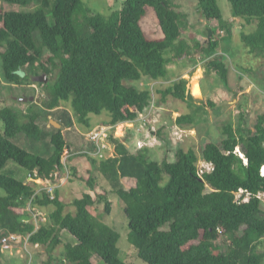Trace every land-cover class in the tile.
<instances>
[{"label": "trees", "instance_id": "trees-1", "mask_svg": "<svg viewBox=\"0 0 264 264\" xmlns=\"http://www.w3.org/2000/svg\"><path fill=\"white\" fill-rule=\"evenodd\" d=\"M229 1L235 17L243 18L247 25L257 24L254 31H242L241 39L251 54L264 57V0ZM33 4V10L7 8ZM197 4L198 13L203 12L208 23L222 20L217 0H197ZM149 6L155 10L162 37H149L142 27ZM84 10L88 9L83 0H0V82L38 84L46 95L43 105L31 108L23 122L21 113L13 108L0 109L5 122V130L0 132V229L5 234H30L33 244H42L50 252L63 243L62 231L73 235L75 242L66 243L60 257L50 254L47 264H95L94 255L106 264H130L120 257L121 234L93 213V207L103 201L105 212L112 211L108 191H98L97 176L86 178L97 193L85 192L76 198L74 213L66 212L59 190L51 198L46 189L35 195L37 189L42 181H60L66 171L65 158L72 155L67 132L75 121L89 131L94 127L92 114L106 111V123L116 125L147 112L155 100L152 88L127 85L126 80L149 77L160 81L168 76L170 64L192 56L195 50L210 58L212 72L230 89L231 68L220 51L221 39L214 27H207L212 34L207 29L203 41L183 36L189 14L176 0H123L122 8L108 15L88 11L77 23L75 16ZM38 67L51 76L50 81H33L31 74L38 75ZM195 81L194 77L192 89ZM188 84V79L181 78L159 88L162 102L172 97L193 106L198 100ZM62 103H70L75 118L64 111L58 120L61 128L54 133L43 130L39 117ZM208 103L217 105L211 100ZM176 124L194 129V116L181 114ZM21 132L36 141L50 137L53 153L41 156L13 142L11 138ZM222 134L220 142L204 145L202 157L214 169L202 176L200 156L193 147L178 149L175 161L159 162L149 157V147L134 151L122 138L112 137L115 157L99 159L85 153L110 180L129 220V240L146 263L264 264L260 250L264 205L258 197L264 192V113L249 127L243 111L238 125L228 122ZM239 147L247 163L237 151ZM9 160L28 170L26 181L3 173ZM240 189L251 193L248 202L235 201ZM32 198L35 207H52L50 221L40 222L39 228L33 221L26 222L28 216L23 213ZM220 239L226 247L218 243ZM2 249L0 238V264Z\"/></svg>", "mask_w": 264, "mask_h": 264}, {"label": "rangeland", "instance_id": "rangeland-1", "mask_svg": "<svg viewBox=\"0 0 264 264\" xmlns=\"http://www.w3.org/2000/svg\"><path fill=\"white\" fill-rule=\"evenodd\" d=\"M217 1L222 9L223 18L222 20H213L210 23L204 20L198 13L197 0H176V3L179 4L182 11L189 14L190 23L185 27L184 37L188 39L190 37L192 39L191 37L194 36L195 40L203 41L207 38V29L209 30L207 27L212 26L217 30V37L221 39L220 51L229 60L231 68L230 84L233 86V89L227 87L216 71L212 72L210 58L208 59L204 53L198 50H195L192 56H186L180 61L170 64L168 67V76L160 81H154L149 77H144L139 81L126 80L125 83L127 85H135L139 88L151 87L154 101L157 104L156 108L152 107L147 117L142 116L145 119L144 121H147L144 127L145 130L142 132L137 131L139 127L138 122L135 129L127 131V137H123V140H127L132 150H138L137 143L139 140H143L145 141L144 147H149V157L159 162H162L164 159L175 161L178 149L183 148L187 150L190 147H193L202 158L203 148L207 142L214 141L217 143L224 137L222 134L223 125L228 122L238 125L241 113L244 111L248 120V126L253 127L258 115L264 113V57H256L251 54L241 39L242 31H254L257 24L247 25L243 18L235 17L229 0ZM122 3L123 0H83L84 9L87 8L88 10L80 13L82 16L80 14L78 16L76 15V21L77 23L80 22L83 16L85 17L87 15L86 12L88 11L92 13L96 11L108 15L112 11L122 8ZM3 6H5L4 2ZM35 7L36 4L30 7L17 5L7 6V8L21 10H33ZM141 23L149 37H162L163 34L157 15L152 7H147L146 14ZM231 25L233 26V30L230 27ZM36 37L39 40L40 37L38 34ZM36 69L39 74H31L33 81H37L39 76L46 74L40 67ZM24 71L26 73L29 72L28 68H24ZM0 76L2 77L1 69ZM194 77L196 81L192 89V80ZM47 78L48 81L51 80V76L47 75ZM181 78L189 80L188 88L192 94L194 91V96H198V98L196 97L198 101L193 102V106H190L185 101L169 97L167 102L163 103L158 89L166 88ZM201 80L203 81L202 84L205 90L200 89ZM32 97L33 99H31ZM24 98L28 99L22 100ZM45 98L44 89L38 84H15L6 82L3 79L0 82V109L5 106L13 108L19 114L21 113L19 115L21 122L27 120L25 114L29 113L31 108L37 110V105H43ZM209 100L217 105L211 106L208 103ZM64 111L73 119L75 118L70 103H62L60 108L51 112L47 111V113L39 117L38 121L42 129L54 133L58 127H55L52 120L57 122L61 120V115ZM187 113H192L194 116V132L187 130L182 135H179L177 131H181V126L176 124V119L181 114ZM108 118L109 114L105 111L101 115L92 114L91 121L93 125H99L102 122H107ZM62 123L64 124V121ZM4 130L5 122L0 118V132H4ZM87 132L86 127L77 121L68 130L67 135L72 146V155L65 158L67 168L60 181H58L60 186L54 191V194L57 195V190H59L60 199L67 204L66 212L74 213L76 211L74 205L76 198L82 197L85 192L97 193L96 191H92L86 180L91 175L97 176L98 191L101 192L103 189L108 191L107 197L112 203V211L110 214L105 212V201H103L93 207V213L121 234L119 241L121 258L130 264H148L138 256L137 249L129 240V220L117 194L113 191L110 180L93 166V163L85 154L80 153L81 151L89 149L90 143L87 134H85ZM122 133L123 131L119 130L118 134L120 137H122ZM11 139L23 148L41 156L48 157L54 151L50 137L46 140L36 141L30 139L24 132H21ZM241 147H239V150L243 149ZM199 164L200 161L198 162ZM75 167L76 172L74 171ZM3 173L23 181H26L29 176L28 170L20 167L14 160L7 162L3 168ZM83 178L85 179L83 180ZM126 185L130 186L129 183H126ZM36 211L41 214V216L38 215L41 224L50 221L52 207H36ZM23 213L30 215L31 212L23 208ZM61 237L63 243L56 247L55 250H52V252L42 244L39 247L30 244L26 248L23 247V243L18 246L15 245L14 248L6 245L1 254V263L47 264L50 254L60 257L65 244L73 243L76 240L67 231H62ZM218 243L226 247L222 239ZM22 248L25 250L24 253L18 251V249L22 250ZM260 250L264 254V242L260 246ZM93 261L95 264H106L104 261H101L98 255L93 256Z\"/></svg>", "mask_w": 264, "mask_h": 264}, {"label": "built area", "instance_id": "built-area-1", "mask_svg": "<svg viewBox=\"0 0 264 264\" xmlns=\"http://www.w3.org/2000/svg\"><path fill=\"white\" fill-rule=\"evenodd\" d=\"M152 107L156 108L157 105L155 101L150 105L149 109L147 110L146 113L141 114L136 120L134 121H128V122H123V123H118L116 125L113 124H99L93 127L91 130H89L87 133L88 141L91 147L87 150L81 151L82 154H88L92 155L96 158L103 159V158H112L115 157V145L113 144L111 138H122L126 135V132L129 130H134L137 123L139 122V127L137 129L138 132H142L145 130V125L147 121H144L145 119L142 118L144 115L147 117V114H149L152 110ZM142 123V124H141ZM141 124V125H140ZM119 130L123 131L122 137L118 134ZM186 131L181 129V131H177L179 135H182V133ZM138 147L142 148L145 146V141L139 140L138 141ZM237 151L244 156L239 148H237ZM245 159V158H244ZM245 162L247 163V159H245ZM214 169L213 163L206 162V161H200L199 164V174L202 176L205 172H211ZM262 172L264 174V168L262 169ZM51 180H46L41 182V187L37 189V192L35 195L40 194L43 189L49 190L51 192V198L55 197L54 191L60 186L59 182H54ZM33 184H35L33 182ZM251 193L245 189H240L237 192H235V201L240 202V203H245L250 200ZM258 197L262 200V203L264 204V192H260L258 194ZM34 198V197H33ZM33 198L26 204L24 208H26L28 211H30V215H27L28 217L25 219L26 222H35L37 225V228L40 227V220L38 218V215L41 216V214L36 211V207L33 206ZM36 211V212H35ZM0 238L1 242L3 245V249L6 245L8 246H15L23 243V247H28V245L32 244L33 246L35 245L36 247H39L41 244H33L30 241V234L28 235H22L19 233H8L5 234L2 229H0ZM11 244V245H9ZM2 249V250H3ZM20 252H25L24 248L18 249Z\"/></svg>", "mask_w": 264, "mask_h": 264}, {"label": "water", "instance_id": "water-1", "mask_svg": "<svg viewBox=\"0 0 264 264\" xmlns=\"http://www.w3.org/2000/svg\"><path fill=\"white\" fill-rule=\"evenodd\" d=\"M201 15H203V12H201ZM209 32H210L209 35H211L212 34V29L211 28L209 29ZM38 81L39 82H48L47 75L43 74V75L39 76L38 77ZM27 99L28 98H24L22 100H27ZM31 99H33V97ZM52 123H54L55 127H58V128L61 127V124L59 122H57V121L52 120Z\"/></svg>", "mask_w": 264, "mask_h": 264}, {"label": "clouds", "instance_id": "clouds-1", "mask_svg": "<svg viewBox=\"0 0 264 264\" xmlns=\"http://www.w3.org/2000/svg\"><path fill=\"white\" fill-rule=\"evenodd\" d=\"M157 105V104H156ZM126 122H128V121H126ZM123 123V122H122ZM101 124H108V123H101ZM95 127V126H94ZM181 129H183V128H181ZM183 130H191V131H193V129H183ZM127 136H124V138H126ZM122 139H123V137H122ZM123 141H126L127 142V140L126 139H124ZM144 147V146H143ZM142 147V148H143ZM241 151V150H240ZM241 153L243 154V152L241 151ZM241 155V154H240ZM244 155V154H243ZM242 156V155H241ZM243 158H245V155L244 156H242ZM246 159V158H245ZM199 161H206V162H208L207 160H205L203 157L201 158L200 157V159H199ZM211 163V162H210ZM214 165V164H213ZM198 169H199V165H198Z\"/></svg>", "mask_w": 264, "mask_h": 264}, {"label": "crops", "instance_id": "crops-1", "mask_svg": "<svg viewBox=\"0 0 264 264\" xmlns=\"http://www.w3.org/2000/svg\"><path fill=\"white\" fill-rule=\"evenodd\" d=\"M237 19H239V18H237ZM231 28H232V30H233V26L231 25L230 26ZM203 81L201 80V84H200V89L202 88V90H205L204 88H203ZM232 86V85H231ZM232 89H233V86L231 87ZM195 97H197L198 98V96H195ZM109 119V118H108ZM102 123H105V122H102ZM101 124V123H100ZM94 126H96V125H94ZM194 132V131H193ZM10 247H12V248H14L12 245L10 246ZM10 247H8V248H10ZM12 250V249H11ZM11 253V252H10ZM2 264V263H1Z\"/></svg>", "mask_w": 264, "mask_h": 264}]
</instances>
